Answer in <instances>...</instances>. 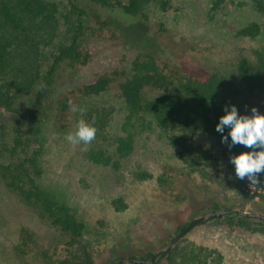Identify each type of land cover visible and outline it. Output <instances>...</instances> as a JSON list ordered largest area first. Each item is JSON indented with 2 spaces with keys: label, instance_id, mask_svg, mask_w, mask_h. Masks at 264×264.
Masks as SVG:
<instances>
[{
  "label": "rangeland",
  "instance_id": "374dc122",
  "mask_svg": "<svg viewBox=\"0 0 264 264\" xmlns=\"http://www.w3.org/2000/svg\"><path fill=\"white\" fill-rule=\"evenodd\" d=\"M48 1L57 7L60 44L69 34L70 19L75 17L68 14L69 0ZM215 1L171 0L167 10L149 11L150 31L162 46L198 62L235 64L241 57L252 60V49L264 43V35L240 38L233 35V29L252 21L261 22L260 15L250 9V0H225L218 9L214 8ZM100 35L91 39L92 59L78 74L130 59L128 51L120 53V45L111 43L105 31H100ZM54 51L55 48L44 50L45 64ZM232 102L243 114H250L252 107L264 114V104L240 97H233ZM97 103L106 104L112 111L105 132L118 134L123 114L113 92L71 96V105L77 109L85 110ZM25 106V100L19 102L20 117ZM80 113L69 106L66 132L54 134L45 144L39 162L41 172L34 180L40 189L68 205L83 225V243L73 246L66 244L67 234L51 224L36 193L29 194L31 185L25 175L34 178L32 168L26 167L31 150L21 143L25 139L21 137V120L6 116L0 156V264H62L66 259L108 264L125 257H141L150 250L156 255L169 244L164 238L166 233L172 235L179 225L209 212L201 209V203L204 208H211L209 203L213 202L218 206L216 210L264 215L263 201L241 197L226 188L225 171H219L226 168L228 159L209 136L196 134L188 139V144L195 149L194 154L199 150L209 156L205 168L210 181L185 169L177 148L160 144L152 151L150 147H137L123 167L113 170L89 162L81 144L72 145L65 139L69 131L75 130ZM137 165L153 175L163 173L164 180L131 178L130 170ZM246 189L254 191L252 186ZM119 199L122 207H116ZM200 247L209 252L206 264H264V234L232 226L225 218L217 217L191 227L170 249V258L165 255L152 264H177L186 251L196 253Z\"/></svg>",
  "mask_w": 264,
  "mask_h": 264
},
{
  "label": "trees",
  "instance_id": "16d2710c",
  "mask_svg": "<svg viewBox=\"0 0 264 264\" xmlns=\"http://www.w3.org/2000/svg\"><path fill=\"white\" fill-rule=\"evenodd\" d=\"M224 1H215L214 8H220ZM170 6L171 0H69L68 14L75 18L68 23L69 34L64 42L57 44L60 21L55 3L0 0V156L7 128L5 118L17 116L23 123L20 132L25 139L21 143L31 150L26 167L32 168L34 178L25 175L31 185L29 194L36 193L51 224L67 234V245L83 243V225L68 205L40 189L34 180L41 172L39 162L45 144L54 134L66 132L73 94L98 96L113 92L122 109L123 121L114 136L105 132L112 115L106 104H92L79 114L78 120L83 119L96 129L95 138L87 145H80L89 162L118 170L137 147H150L152 151L160 144L177 148L184 168L210 181L205 168L209 156L199 150L194 154L195 149L188 144L190 137L205 134L215 140L228 159L226 168L219 171H225L226 188L241 197L264 202V183L252 186L254 191L250 193L246 189L247 181L235 178L229 161L231 155L248 149L240 145L229 149L215 131L218 118L224 114L223 106L235 105L233 97L264 104V43L252 49L254 56L250 61L241 57L235 64L198 62L162 46L152 35L149 11H164ZM249 6L262 20L236 26L233 29L236 37L255 39L264 35V0H250ZM100 31L107 33L111 43L120 45V53L128 51L130 59L78 74L90 63L91 39L101 37ZM47 48L55 51L45 64ZM23 100L26 106L20 117L19 102ZM219 172L215 171L218 175ZM129 174L135 180H164L163 173L153 175L141 165L132 167ZM115 204L122 207L120 199ZM209 204L211 208H204L205 204L201 203V209H218L216 203ZM222 218L232 226L264 234V220L234 213L217 217ZM189 222L179 225L172 235L166 233L165 240L169 243ZM16 249L21 251L17 246ZM171 253L170 250L166 257L170 258ZM154 255L150 250L141 258ZM181 256L177 264H206L209 252L200 247L196 253L189 250ZM70 260L62 264H92Z\"/></svg>",
  "mask_w": 264,
  "mask_h": 264
},
{
  "label": "clouds",
  "instance_id": "9594fccd",
  "mask_svg": "<svg viewBox=\"0 0 264 264\" xmlns=\"http://www.w3.org/2000/svg\"><path fill=\"white\" fill-rule=\"evenodd\" d=\"M69 106L74 112L84 111L83 108L72 107L71 101ZM223 112L215 125V131L221 134L220 142L229 149L236 145L248 149L229 157L235 178L246 180L249 186L264 183V179H261L264 178V114H260L255 107L250 109V114H239L237 107L232 104L224 105ZM95 133L94 126L80 119L75 130L69 131L65 139L72 145H87L95 138Z\"/></svg>",
  "mask_w": 264,
  "mask_h": 264
},
{
  "label": "water",
  "instance_id": "95a60500",
  "mask_svg": "<svg viewBox=\"0 0 264 264\" xmlns=\"http://www.w3.org/2000/svg\"><path fill=\"white\" fill-rule=\"evenodd\" d=\"M229 213H234V214H238V215H242V216L253 217V218L264 220V215H262V214L252 213V212H248V211H240V210H236V209H219V210L209 211L207 213H204V214L194 218L191 222H189L186 225V227H184L181 231H179L173 237V239L169 242V244L167 245V247L164 250L160 251L159 253H157L153 257L148 258V259H144L141 257H130V258L125 257V258L119 259L118 261H116L112 264H135V263L152 264L155 260L162 258L165 255H167L169 253L170 249L175 244V242H177L195 224L204 222L205 220H207L209 218L218 217L220 215L229 214Z\"/></svg>",
  "mask_w": 264,
  "mask_h": 264
}]
</instances>
